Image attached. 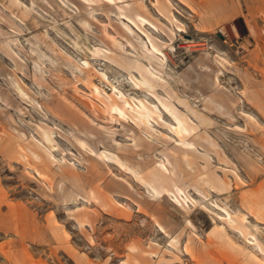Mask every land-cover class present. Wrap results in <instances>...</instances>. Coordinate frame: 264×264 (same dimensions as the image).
I'll return each mask as SVG.
<instances>
[{
    "label": "rangeland",
    "instance_id": "374dc122",
    "mask_svg": "<svg viewBox=\"0 0 264 264\" xmlns=\"http://www.w3.org/2000/svg\"><path fill=\"white\" fill-rule=\"evenodd\" d=\"M202 1L170 0L175 18L172 22L158 12L153 0L109 5L86 1L77 4L72 0H17L13 4L0 0V130H19L25 139H40V126L52 128L57 143L54 154L65 158L62 164H50L46 170L49 185L0 139V264H79L68 258L55 239L62 233L61 226L70 234V245L78 256L92 264H125L126 245L131 240L158 251L147 264H214L222 250H227L219 237L210 234L215 222L224 225L221 207L233 214L243 213L240 201L245 194L264 212V155L259 150L260 143H264V108L241 98L243 83L239 77L240 73L250 74L253 86L264 96V0L259 7L256 0L209 1L208 15H220L223 8L234 12L230 19L214 25L203 23L207 13L198 5ZM120 5H126L131 13L137 9L158 25H146L167 56L163 67L152 61L165 80L161 83L165 86L159 85L154 91L199 124L189 136L193 145L180 143L170 127L174 122L171 114L153 93L134 83L132 76L141 75L130 67L129 59L137 58L150 66L137 48L141 40L148 45L150 41L121 14ZM113 38L123 48H116ZM128 41L135 43L136 49ZM95 47L108 51L120 64L102 55H91L89 49ZM9 50L15 52V59L8 55ZM216 54L232 62L238 75L217 64ZM84 60L90 62L92 70L106 72L128 99H142L161 107L162 119L148 127L137 125L132 118L111 116L103 101L91 96L86 77L75 67L81 63L85 69ZM218 69L222 73L219 87L242 101L229 104L212 86L204 85ZM91 78L105 92H113L107 81ZM15 82L39 106L23 99L14 88ZM169 92L174 95L169 97ZM175 95L208 121L201 124L200 117L181 105ZM211 98L214 102L208 103ZM246 114L257 121H249ZM79 139L88 146L82 147ZM99 153L119 158L124 165ZM258 156L263 158L258 160ZM248 159L258 163L255 172L246 164ZM159 162H164L169 171L162 172L164 176L158 182L185 190L180 200L173 192L154 199L148 185L132 171L137 169L150 181L152 173L160 171ZM233 170L245 179L244 184L237 183ZM218 177L231 186L224 189ZM202 179L215 187H208ZM98 181L112 195L113 205L127 211L128 217L86 199L90 185ZM138 203L147 211L162 210L171 233L165 234L139 210ZM79 214L95 219V231L89 225L81 229L75 219ZM171 214L174 216L170 218ZM248 220L256 222L249 215ZM250 223L247 225L251 227ZM227 229L243 243L237 232ZM261 230L259 237L264 243ZM175 236L179 238L178 248L170 244ZM108 239L117 254L107 248ZM210 240L214 242L212 254L202 246ZM187 242L202 251L200 258L194 260L184 251ZM231 264L248 263L235 252Z\"/></svg>",
    "mask_w": 264,
    "mask_h": 264
},
{
    "label": "bare ground",
    "instance_id": "6f19581e",
    "mask_svg": "<svg viewBox=\"0 0 264 264\" xmlns=\"http://www.w3.org/2000/svg\"><path fill=\"white\" fill-rule=\"evenodd\" d=\"M74 3H79L80 1H86L88 4L92 3H102L104 5L109 4H117L119 2H124L126 0H72ZM209 1L212 3L214 0H203L198 5L201 6V8L206 12L203 19V23L210 22L213 23H220L223 20L230 19L234 12L231 8H223V11L220 15L217 14H209ZM11 3H16L17 0H10ZM258 3V7L262 5L263 0H256ZM153 6H155L158 10V12L167 19L171 20L173 22L174 15L172 13V3L170 0H153ZM123 12L125 17H127L128 22H132L138 29H140L142 32L147 35L150 44L148 45L146 41L141 40L139 43V46L137 47L141 51V56L145 57L149 61V65L143 64L141 61L129 59V65L131 68L135 69L137 72L140 73V78H135L132 76L134 83L137 86L145 87L148 91L153 93L161 107H163L167 112H169L173 118V124H170V127L172 128L175 135L178 136V139L182 145L185 146H191L193 145L192 139L189 138L190 134L195 132L197 128L199 127V124L193 123L189 117L185 113H181L176 106H174L168 98H162L157 94L154 90L157 86L164 87L165 80L161 77L159 74L160 70H157L154 65L152 64V61L154 60L155 64L159 65V67H163L165 64L166 59V53L162 49L161 45L155 40V38L150 35L146 29V25L154 26L158 28V25L154 23L153 20H149L146 16L140 13L137 9L134 10V13H131L127 10L126 5H120L118 6ZM194 10V8H192ZM23 13H28L26 10L22 9ZM18 17V15H16ZM125 27L132 30L129 23L124 22ZM172 32V29H170ZM130 45L136 49V44L133 42H130ZM76 46L77 43L75 44ZM113 45L121 49L122 44L118 42L116 39L113 38ZM91 52V55L94 57L98 56H104L106 59H109L117 64H120L117 59H115L111 54H109L108 51L100 48L95 47L94 49H89ZM15 52L13 50L8 51V55L12 58H14ZM44 56V54H42ZM214 60L217 64L222 66L227 71H233L235 75H238L237 69L235 65L232 64V62H229L226 58L221 57L219 54H216L214 57ZM84 65L86 68H82L81 63L75 64V67L84 74V76L87 79L88 85L90 87V93L93 98L100 99L103 101L105 105V109L108 111V113L111 116H116L120 119L127 120L129 118H132L133 121L137 125H146L148 127H151L152 122L157 119H162V110L161 107H159L157 104H151L149 102H146L142 99L135 100L133 97L131 99H128V97L115 85H113L107 76L106 72L100 71L98 68H92L90 67L91 64L89 61L84 60ZM220 74L221 70H216L214 74L211 76L208 83H204V85L208 88V86H212L214 91L221 96V98L229 104H233L235 102H240L243 100H246L248 103L256 105L258 107L264 108V96L261 94L259 90L256 89V87L253 86V78L248 74L240 73L239 77L241 79V82L243 83V88L241 90L242 93V99L241 98H235L233 97L232 93L229 91H223L222 87L220 88ZM91 77H99L101 80L107 81L113 89L112 93L105 92L104 89H102L98 84L94 82V80ZM14 88L18 92V94L23 98L27 99L34 106H39V103L34 101L31 96L28 94L27 90L24 89V87L18 83H14ZM226 89V88H225ZM224 89V90H225ZM227 90V89H226ZM169 97H172L174 95L172 93H168ZM176 96V95H175ZM177 101L182 105L186 106L188 110L196 117L201 120V124H205L208 120L206 117H203L201 114L196 112L185 99H181L178 96H176ZM213 103V99L208 100V103ZM93 103V102H92ZM264 112V110H263ZM247 119L249 121L255 123L257 120L254 118V116L250 114H246ZM15 131V130H14ZM39 133L41 135L40 139H36L34 136H32L30 139H25V134L21 133L19 130H16V132H9L6 131L4 128L0 130V139L6 141V144L10 145V151L12 154L20 161L24 163L26 167L31 168L32 170L36 171L41 180H43L45 183L47 182L49 185H51V182L48 180V175L46 173V170L49 169L50 164H62L65 162V158H57L54 154V150L57 147V143L54 139V130L52 128L48 127H39ZM25 140L26 143H25ZM78 143L82 147H86L87 142H85L82 139L77 140ZM31 145V146H30ZM92 150V149H91ZM259 150L262 151L264 155V143H260ZM93 151V150H92ZM100 157H109L114 158L117 162L120 164L121 161L119 158H115L111 155H107L105 153H99ZM205 155H208L207 152H205ZM258 155V154H257ZM260 155V154H259ZM261 156H258V160H261ZM246 164L249 166L252 171H256L254 168L258 166V163L252 162V160L248 159L245 160ZM259 162V161H258ZM124 165V164H122ZM159 170L161 171H155L152 173L150 181L145 179V177L138 174V170L132 168V171L137 176V178L145 184L148 185V189L150 191L151 197L154 199H162L165 197L167 193L173 192L175 194L176 199L180 200L179 196L182 195L181 193H185V190L181 189L177 185H173L171 188H167L164 185H162L160 182H158V178L164 176L162 172H167L168 167L164 162H159ZM125 167L129 168L125 165ZM233 176L235 177L238 184H244L245 179L240 176V174L236 171H232ZM218 179L221 181L224 189H228L231 184L228 181L222 180L218 177ZM204 181V184H206L208 187L213 188L215 187L210 183L208 180L202 179V182ZM188 196V195H187ZM87 200H93L95 203H100L105 209H108L110 206L113 210H116L117 214L124 215L126 217L129 216V213L125 210L117 209L114 203V199L112 195H110L106 190H104V187L100 184L98 181L97 183H93L90 185L89 190L86 194ZM189 197V196H188ZM190 198V197H189ZM240 206L244 209L243 213L240 214H233L232 212L227 210L226 207H221L224 211V215L220 216V219L224 222V225H219L215 222V225L213 229L211 230L210 234L213 236H217L221 239L223 244L226 246L227 250H222V255L219 258L215 259L214 264H231L233 253H237L240 255L248 264H264V243L259 237V233L262 232L261 229H264V212L262 211V208L260 205H258V202L254 201L253 199L249 198L247 195L242 194ZM139 210L142 211L145 215H147L153 223H157L161 230L169 235L171 233V229L169 227V222L167 223L165 218L163 217L162 210L159 211H147L145 208H143L138 203ZM181 207L187 210V207L184 206L182 203ZM248 215L253 217L256 222L254 224L250 223L248 220ZM170 218L174 216V214L169 215ZM75 219L77 220L78 225L81 227V229H84L86 225L91 226L92 231H95L96 225H95V219L90 218L86 215H76ZM188 223H191L187 221ZM247 223L251 224V227L247 225ZM52 226V225H51ZM53 227V226H52ZM51 227V228H52ZM227 227H230L232 231L237 232L238 235L243 239V243L240 244L234 235H232ZM55 230L57 227H53ZM52 228V229H53ZM59 228V227H58ZM61 230V235L56 234V240L57 243L62 245L63 249L68 255V258L70 259H76V261L79 264H92L89 260L85 261L84 259L80 258L77 254V252L72 248L70 245V234L66 231L65 227L61 226L59 228ZM54 230V232H56ZM91 242L93 240V236L89 235ZM191 237H189V240ZM111 239H108L107 248H109L111 251H113L115 254H117V249L115 246L110 242ZM179 238L178 236H175L171 239L170 244L178 248ZM202 246L205 248V251L209 254L214 253V242L213 241H207L206 243L202 244ZM126 248L128 252L125 254V264H147V261L150 257H153L155 254L158 253L153 247V249H147L145 248L140 241L138 240H131L126 245ZM55 251V250H54ZM184 251L190 255V257L194 260L198 259L202 255V251L195 249L191 244L186 243L184 246ZM28 264H35L34 261H29Z\"/></svg>",
    "mask_w": 264,
    "mask_h": 264
},
{
    "label": "water",
    "instance_id": "95a60500",
    "mask_svg": "<svg viewBox=\"0 0 264 264\" xmlns=\"http://www.w3.org/2000/svg\"><path fill=\"white\" fill-rule=\"evenodd\" d=\"M236 26L238 25V22H235Z\"/></svg>",
    "mask_w": 264,
    "mask_h": 264
}]
</instances>
